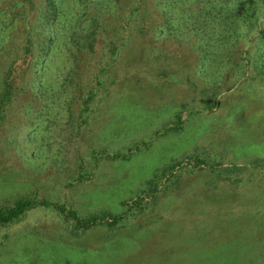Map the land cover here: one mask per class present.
<instances>
[{
    "label": "rangeland",
    "instance_id": "1",
    "mask_svg": "<svg viewBox=\"0 0 264 264\" xmlns=\"http://www.w3.org/2000/svg\"><path fill=\"white\" fill-rule=\"evenodd\" d=\"M162 19L152 10L99 31L86 55L44 60L35 77L54 96L25 106L24 89L0 105L3 205L118 219L76 229L35 207L0 225V264H264V76L233 77L238 41L200 66L203 49L151 36Z\"/></svg>",
    "mask_w": 264,
    "mask_h": 264
},
{
    "label": "trees",
    "instance_id": "2",
    "mask_svg": "<svg viewBox=\"0 0 264 264\" xmlns=\"http://www.w3.org/2000/svg\"><path fill=\"white\" fill-rule=\"evenodd\" d=\"M33 1L35 5L29 0H0V59L7 50L11 55L1 77L0 105L12 102L24 89L29 93L25 106L33 97H38L36 92H49L54 96L52 82L36 80L38 76L35 74L42 62L59 53L86 55L92 49L93 41L98 40L99 31L120 24L127 25L128 29V21L134 17L143 20L145 14L150 15L152 10H156L163 19L150 28L151 36L155 39L157 35L160 38L169 36L171 40L180 38L179 41H188V46L203 49L205 56L201 55L200 66L208 64L207 58L213 59L226 43L238 41L244 50L241 52L245 64L235 65L234 68L240 69L241 73L235 72L233 77L242 82V71L249 66L259 69V75L264 76V0ZM33 6L35 11L30 14L29 9L32 10ZM16 26L20 30L16 37L21 40L18 43L13 39ZM88 97L92 99L94 95L90 93ZM100 154L108 158L120 156ZM142 197H145L144 193L140 195ZM138 202L133 206L126 202V205L141 209L144 204ZM38 206L54 207L76 229H86L98 223L110 226L118 223L116 216L97 214L80 218L64 204L21 198L11 206L0 202V225L17 220Z\"/></svg>",
    "mask_w": 264,
    "mask_h": 264
}]
</instances>
